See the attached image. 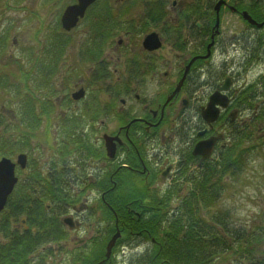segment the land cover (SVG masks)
I'll list each match as a JSON object with an SVG mask.
<instances>
[{
  "label": "flooded vegetation",
  "instance_id": "flooded-vegetation-1",
  "mask_svg": "<svg viewBox=\"0 0 264 264\" xmlns=\"http://www.w3.org/2000/svg\"><path fill=\"white\" fill-rule=\"evenodd\" d=\"M33 1V8L27 0L21 7H11L22 9L34 21L31 30L37 31L25 45L29 50L23 69L28 75L26 83L33 82L41 62L61 69L39 78L42 85L35 90L41 102L61 117L69 111L63 108L71 105L74 110L79 109L81 119L85 118L82 130L88 134L92 151L87 164L97 165L86 173L91 180L99 176L104 179L103 186L86 190V195L104 199L120 193L159 195L169 189L180 198L205 164L218 162L225 149L235 142L243 128V112L248 115V147L257 158L261 148L264 154V72L256 76V86L238 84L240 66L250 69L264 63V0H93L78 16L75 26L67 30L61 22L62 15L68 7L79 3L70 0L53 13L57 27L46 36L42 29L50 11H46L45 2L51 0ZM0 3H4L0 9L10 8L7 0ZM228 15L235 16L230 24ZM238 20L239 27L235 24ZM80 25L87 37L77 43L73 33ZM228 27L230 31L226 32ZM149 36L155 41L151 47L145 44ZM63 42L68 76L59 59ZM12 43L18 45V40L13 37ZM75 46L77 54L70 62L68 53ZM87 51L100 52L95 60L107 68L102 81L105 98L95 99L86 83L75 82L70 72L91 61L81 60V53ZM87 64H83L84 73L95 67L94 62ZM115 65L120 69L112 68ZM1 74L5 78L4 72ZM68 81L71 86L66 85ZM246 87L249 88L245 96ZM81 89L83 96L74 99L72 95ZM216 93L225 96L228 103L224 108L215 104L218 115L208 121L203 110ZM112 96L114 106L108 103ZM95 104L100 108L96 118ZM1 113L14 119L9 108H2ZM61 129L56 118L52 125L45 118L37 127V136H30L36 146L33 154L43 156L40 163L44 176L47 164L59 158ZM106 137L110 139L109 150ZM211 137L216 140L208 156L193 153L197 142ZM19 170L23 169L16 166L15 171ZM117 173L126 182L118 193L113 182ZM62 256L61 252L59 264H63Z\"/></svg>",
  "mask_w": 264,
  "mask_h": 264
},
{
  "label": "trees",
  "instance_id": "trees-1",
  "mask_svg": "<svg viewBox=\"0 0 264 264\" xmlns=\"http://www.w3.org/2000/svg\"><path fill=\"white\" fill-rule=\"evenodd\" d=\"M0 35L1 56L6 52L8 40L4 34ZM65 52L63 42L59 56L64 62L63 72L69 70L64 61ZM99 54L100 52L87 51L81 53V60L90 59L86 63L98 64L95 57ZM28 55L29 50L24 57L16 55L11 59L15 65L12 68L15 71L10 73L12 80L10 77L3 78L0 73V125L5 118L8 126L9 119L2 115L1 109L9 108L17 127L15 133L11 134L15 140L11 136L5 137L7 129L0 130V156L15 157L24 153L25 149L28 154H32L36 146L31 142L30 136L45 118L49 125H52L55 118L62 125V140L57 147L59 158H53L47 164L45 176L42 175L44 166L40 161L28 162L25 169L19 170L18 182L0 212V264H59L63 249H54L50 244L64 242L72 233L61 223V217L69 214L83 201H88L85 191L94 189L97 185L103 186L104 179L99 176L91 180L86 173L93 166L87 164V156L92 151H89L88 134L82 130L85 118L81 119L79 109L74 110L69 105L63 108L69 111L61 117L58 111L41 102L36 91L42 85L39 78L49 77L53 70L55 72L56 69H61L41 62L40 69L34 74L33 82L28 87V75L23 70ZM2 57L4 55L0 60ZM57 64L58 62L55 63ZM99 68L100 72L96 76L92 75L86 83L95 99H100L99 93L104 92L102 81L107 69L101 64ZM32 91L37 94L33 95ZM113 98L115 99L112 96L108 102L111 106H114ZM95 107L96 104L93 107L94 118L100 112V108ZM10 118L13 120L11 116ZM242 127L237 139L225 149L220 160L205 164L204 170L191 180L189 190L174 208L170 206L174 191L169 189L158 197H141L129 193L110 195L105 197L110 209L103 210L99 215L95 208H86L84 214L81 212V219H77L79 227L75 230L83 228L85 223L88 230H93L92 226L99 227L98 218L107 223L116 216L119 223L124 222L123 236L117 242L118 245L123 241L130 248L146 245L145 251L129 255L121 264H211L227 253L233 254L231 264H264V210L258 224L242 228L232 224L228 209L219 207L222 192L228 184L226 178L240 176L253 156L248 147L247 122L244 121ZM27 134L29 148L25 145L26 140H17ZM78 172H83V175ZM113 178L117 193L121 192L122 184L126 182L118 173ZM130 202L139 206V215L132 214ZM81 213L77 216L80 217ZM106 235L108 237L109 233ZM98 240L99 238L95 244L101 243ZM87 248L84 244L76 246L65 264H96L103 258L101 252L96 250L86 253Z\"/></svg>",
  "mask_w": 264,
  "mask_h": 264
},
{
  "label": "rangeland",
  "instance_id": "rangeland-1",
  "mask_svg": "<svg viewBox=\"0 0 264 264\" xmlns=\"http://www.w3.org/2000/svg\"><path fill=\"white\" fill-rule=\"evenodd\" d=\"M24 1H26V0H7V6H10V8L0 9V34H4L8 38V44H7V47H5L6 52L2 53V55H1V56L4 55V57H2V60H4V61H0V73L4 72L5 77L11 78V76H9V74L11 72L15 71L14 69H12V63H11V59L13 58V56L17 55L20 58L24 57L28 53V49L26 48L25 45H27L28 42L30 41L32 33L37 32V31L33 32L31 30V27H32L34 21L31 22L29 16H26L23 14L22 9L14 10L11 8L14 5H18L19 7H21L20 5H22ZM36 1L44 2L41 0H36ZM69 1L70 0H51V1L45 2V3H47V7H48V9L46 11L47 12L50 11V14L46 18L45 26L42 29L45 36L48 33H51L52 29L57 27V22L55 21V17L53 16V13L56 11V9L58 12L67 3H70ZM17 2H21V3L18 4ZM27 2L31 8H33V6L35 5V2L33 0H27ZM40 16H43V14H40ZM6 17L8 18L7 20L5 19ZM228 17L231 20L229 22V24H230L231 22H233V19L235 18V16L231 18L228 15ZM235 24L237 25V27H239L240 26L239 20ZM229 31H230V28L228 27L226 29V32H229ZM73 36L75 38V42L78 43L81 39L85 40V38L87 37V33L83 32V27H82V25H80L77 27V29L73 33ZM13 37H15L18 40V45H15L12 43ZM5 54H7V55H5ZM76 54H77L76 46L71 47L70 51L68 53V58H69L68 61L74 62V57L76 56ZM223 56L225 58L226 54H224ZM255 63H257V62L255 61ZM82 64H85V67H87L89 65L87 63H82ZM82 64L79 67H75L74 69H72L74 71H70L73 74L74 78L76 79L75 82L80 80V81L87 83L88 82L87 78L90 77V75L96 76V74H98L100 72V68H99L100 65L95 64L94 68H90L89 70H87L84 73L86 68ZM115 67L116 68L118 67V69H120L119 65L112 66V68H115ZM238 71H240V73H239L240 79L238 80V84L246 83V85L256 86L257 85L256 84V80H257L256 76L259 73L264 72V63L263 64H257L253 68H250V69L247 67L240 66ZM66 72H67L66 76H68L69 71H66ZM12 79L13 78H11V80ZM26 84H27V86L31 85V83H26ZM71 84H72V82H69V81L66 82V85H68V86H71ZM102 87H104V86L102 85ZM248 88L249 87H246L244 90L245 96L247 95ZM90 92H91V90H90ZM99 95H100V97H103V98L107 97L102 92L99 93ZM131 98L132 99L130 101H132V103H134L133 97H131ZM240 116H241V120H243V121H245L248 117V115H246V112H243ZM9 120H10V122H9L8 126H6V119L5 118H4V120H1V123L4 126V129H7L5 137L8 138V136H11L15 140V137L12 136L11 134L15 133V130L17 128L16 127V119L11 120V118H9ZM172 123L176 124V122H174V121H172ZM3 126L0 127V130L3 128ZM37 134H38V132L34 131L32 136H37ZM28 137H29L28 134L23 135V136H20L17 140L19 142L26 140L25 145L29 148L30 143L27 141ZM12 142H14V141H12ZM24 151L27 153L28 150L25 149ZM26 155L28 157L27 158L28 162H31V163H35V162L43 160V156H39L38 153H36V154L32 153L29 155L27 153ZM1 157H7V158H10L13 162L15 161L14 160L15 157H9L6 155H2V156H0V158ZM226 180L229 184L226 187V189L222 195V198L220 199V203H219L220 208H224V209L229 210V212L231 213L232 224L236 227L250 228V227L254 226L255 224H258L260 217H261V214H262V211L264 210V156H262L260 158H255L254 160H250L247 164L246 170L237 178H231V179L226 178ZM180 194H182V193H180ZM113 197H111V199H113ZM178 200H179V198L177 196V193H176V195L171 197V201L174 203H176ZM79 205H81V206L84 205V206H86L87 209H90L91 203L89 200V201H83V203H81ZM95 209H96V211L98 209H100V212H99V214H100L102 209H103V206L101 204L96 205ZM76 211L81 213L83 211V208L78 207V210H76ZM81 215H82V213L80 214L79 219H81ZM76 219H77V216H76ZM86 224L87 223H85L84 227L86 226ZM120 224H124V222L121 221ZM84 230H86V229L82 228V229H79L78 231L72 232L70 234V236H69L70 238L65 243L67 245V249L69 250V252H71V246L75 242H77L79 239L83 238L80 243L82 245L84 244L88 247L86 249V253H89L91 250H96V251L101 252V256H102L103 251H104V240L102 241L101 233H102L103 229L101 227H99V228H95L93 232L88 231V233L87 232L81 233V231H84ZM83 235L85 238L83 237ZM98 238H99L98 241L101 243L95 244V242L97 241ZM63 251H64V249H63ZM118 251H120L119 246L110 252V256L108 258H106L105 262L110 263V264H121L120 262L124 258H123V255H121V253H119ZM68 256H72V253H69ZM68 256L67 255L62 256L63 264L68 259ZM233 258L234 257H233L232 253H227V254L217 258V260L214 261L212 264H231Z\"/></svg>",
  "mask_w": 264,
  "mask_h": 264
},
{
  "label": "water",
  "instance_id": "water-1",
  "mask_svg": "<svg viewBox=\"0 0 264 264\" xmlns=\"http://www.w3.org/2000/svg\"><path fill=\"white\" fill-rule=\"evenodd\" d=\"M93 0H79L78 5L68 7L66 11L62 15L61 22L63 27L67 30L71 29L75 26L78 16H81L84 12V9L88 4H90ZM148 40L145 41L147 46H152L155 41L153 36H149ZM74 99H79L83 96V90L75 92L73 95ZM228 103V100L225 96L220 95L218 93L214 94L211 99L208 107L203 110V116L208 120H214L218 115V109L215 108V104H219L221 107H225ZM106 145L107 150L110 149L109 138L106 137ZM215 138L206 141H199L196 143L193 149L194 154H200L203 157L208 156L210 153L213 142ZM26 164V155L20 154L18 155L16 162L11 161L8 158L0 159V211L4 208L8 195L12 192L14 185L17 182V177L15 176V166L19 165L21 168H24ZM64 222L68 223L71 227L73 224L69 218L64 219ZM119 236L118 233L112 236L110 241L106 246V257L110 256L111 248L113 247L116 238Z\"/></svg>",
  "mask_w": 264,
  "mask_h": 264
}]
</instances>
